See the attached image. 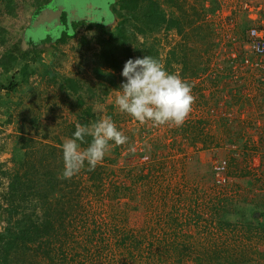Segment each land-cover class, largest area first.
Here are the masks:
<instances>
[{
  "label": "rangeland",
  "instance_id": "374dc122",
  "mask_svg": "<svg viewBox=\"0 0 264 264\" xmlns=\"http://www.w3.org/2000/svg\"><path fill=\"white\" fill-rule=\"evenodd\" d=\"M186 1V18L199 14L202 20L193 30L184 29V36L158 29L143 37L136 31L140 24L131 20L124 27L134 58L146 55L136 53L143 44L166 71L191 86L195 99L181 126L141 124L118 110L120 90L103 95L93 69L103 47L99 40L119 24L117 11L111 14L113 0L85 3L92 18L76 17L74 38L42 47L39 61L29 62L35 74L9 95L0 91V232L8 225L4 194L9 174L45 156L49 162L44 166L74 192L63 204L72 215L65 221L66 232L74 237L54 225V264H264V56H253L247 47L248 30L264 24V0ZM13 2L14 16L7 11L9 3L0 2V38L5 40L0 59L7 51L16 55L14 47L29 49L22 40L30 24V0ZM161 5L168 15V6ZM94 23H103L104 31ZM58 29V38L73 33L70 24ZM184 45L188 70L182 75L179 64L166 62ZM244 55L260 66H241ZM8 76L0 68V81ZM67 80L77 84L76 94L67 89ZM104 117L112 118L127 143L113 145L94 170L85 166L64 178L57 157L71 128ZM27 140L35 142L34 150L38 142L46 147L30 157ZM220 162H226L223 184L216 183L213 170ZM62 194L56 192L51 200ZM66 240L72 250L60 246ZM30 248L27 256L34 263L50 264Z\"/></svg>",
  "mask_w": 264,
  "mask_h": 264
},
{
  "label": "trees",
  "instance_id": "16d2710c",
  "mask_svg": "<svg viewBox=\"0 0 264 264\" xmlns=\"http://www.w3.org/2000/svg\"><path fill=\"white\" fill-rule=\"evenodd\" d=\"M161 1L169 8L168 15L162 8ZM113 2L114 7L111 10V14L115 16L117 11L116 16L119 15V24L115 27L114 32L111 31L109 33L106 39L99 40L103 47L97 54V65L93 69L94 76L101 82V86L105 88L103 95H107L110 91L120 90L119 87L124 80L121 76L123 65L129 58L134 59V53L129 47L128 37L124 33V27L127 22L130 20L132 24L134 21L138 22L141 27L137 28L136 31L137 34L143 37L158 29H164L167 32L176 31L177 34L184 36V33H186L184 29L190 28V30H193L194 24L202 20L199 14L196 19L188 20L186 18L188 15V9L185 8L186 0H113ZM170 7L173 8L171 9ZM7 8V11L11 14V2ZM40 9L42 8L36 11L38 12ZM75 25L76 23L73 24L72 34L63 33L53 45L64 44L67 39L74 38V31L77 27ZM94 26L104 31L103 23H94ZM0 44H5L3 38H0ZM41 44H44V46H40ZM26 45L29 48L28 51L22 52L21 47L19 50L14 47V52L17 53V56L11 51H7L0 59L1 70L10 75L4 81H0V91L7 95L13 93L20 85H23L30 75L35 74L34 70L30 68L29 62L39 61L40 54L43 52L42 47H52L49 38L37 44L28 39L26 40ZM184 46L180 54L173 50L166 62L168 66H171L174 62L179 64L182 75L188 70V53L186 52V45ZM141 47L143 48V44ZM142 48L138 49L137 47L136 53L140 55L142 52L150 56L152 49ZM18 59H23V63L19 64ZM18 65L19 68H16ZM103 68L108 69V71L103 70ZM116 74L119 75L117 76ZM67 89L75 94L79 91L77 84L72 80H67ZM82 104L83 101H79V105ZM84 114L91 116L89 108H85ZM83 125H88V122L85 120ZM74 131L75 127H72L69 137H72ZM91 139L90 136L86 137V142L81 147L87 148ZM26 143L24 144V149L30 150V157L31 153L40 151L41 147H46L42 142H38L39 148L34 150L35 142L33 140H27ZM59 151L60 155L58 154L57 159L63 163L62 150ZM40 160L41 162H38L37 165L28 161L26 163L29 165L27 166L28 169L20 167L8 176L9 184L4 194L6 203L4 211L8 214V225L0 232V264H36L32 257L29 258L27 256V250L30 251V247H33L32 250L38 251L48 258L50 264H54V255L52 257L50 251L52 249L51 238L54 237L56 232L55 224L61 227L66 236L68 234L70 237H74L72 232H66L65 221L70 222L72 215L70 212H66L63 207V204L71 202L74 192L70 190L71 188L67 189V186L62 187L67 181L59 179L50 166H44V161L49 162L48 157L42 156ZM56 192L63 194L61 197L51 200V196ZM26 208L31 210L30 214L23 211ZM37 211L41 212V214H37ZM18 213H20V217L15 219L12 224V219L18 216ZM43 242L44 246L42 245ZM74 243L73 241L72 245ZM60 246H63L66 250H72L68 240L61 242Z\"/></svg>",
  "mask_w": 264,
  "mask_h": 264
},
{
  "label": "clouds",
  "instance_id": "9594fccd",
  "mask_svg": "<svg viewBox=\"0 0 264 264\" xmlns=\"http://www.w3.org/2000/svg\"><path fill=\"white\" fill-rule=\"evenodd\" d=\"M121 76L124 80L115 98L120 112L141 124L181 126L184 123L195 99L191 86L178 75L166 71L159 60L148 55L129 58L123 65ZM89 136L91 142L82 150L81 145ZM127 141L128 137L111 117H104L91 126L77 122L72 137L62 144L63 177L71 178L85 166L94 170L113 145H123Z\"/></svg>",
  "mask_w": 264,
  "mask_h": 264
},
{
  "label": "water",
  "instance_id": "95a60500",
  "mask_svg": "<svg viewBox=\"0 0 264 264\" xmlns=\"http://www.w3.org/2000/svg\"><path fill=\"white\" fill-rule=\"evenodd\" d=\"M84 6L85 3L83 0H75L73 4L70 3V0H52L31 19L28 31L22 40V47L27 46L26 40L30 38L33 42H36L40 36L45 35H50L56 39L57 35H55V30L61 26V15L65 13L67 25H69L77 10H82ZM80 20L82 19L80 18Z\"/></svg>",
  "mask_w": 264,
  "mask_h": 264
},
{
  "label": "built area",
  "instance_id": "2783aa9c",
  "mask_svg": "<svg viewBox=\"0 0 264 264\" xmlns=\"http://www.w3.org/2000/svg\"><path fill=\"white\" fill-rule=\"evenodd\" d=\"M244 7H247L245 5ZM248 37H249V45H247L249 49V53L252 54L255 57H258L259 59L264 56V24L259 27H252L248 30ZM235 53H233L234 55ZM236 56V55H234ZM250 55H244L240 64L243 67H252L260 66V63L251 62ZM214 173H215V181L217 184H223L226 182V162H220L216 163L213 167Z\"/></svg>",
  "mask_w": 264,
  "mask_h": 264
},
{
  "label": "flooded vegetation",
  "instance_id": "af4514ba",
  "mask_svg": "<svg viewBox=\"0 0 264 264\" xmlns=\"http://www.w3.org/2000/svg\"><path fill=\"white\" fill-rule=\"evenodd\" d=\"M90 0H85V3H87V2H89ZM86 5V4H85ZM83 6V5H82ZM83 9V8H82ZM91 12V11H90ZM38 12L35 10L34 11V15H32L31 16V19L37 14ZM85 14H87L88 16H85ZM91 14V13H90ZM89 14V12L88 13H85V7H84V9L81 11V10H77V12L74 14V16L72 17V21H71V23H70V25H72L73 26V24H75V23H77V21H79V20H77L76 19V17L77 16H80V17H84V18H81L82 20H84V19H86V18H92V15H90ZM63 19L66 21V18H65V13H63L62 15H61V17H60V23H61V26H60V28H62V27H64V26H66L67 27V21H66V24H63ZM81 20V21H82ZM104 21V20H103ZM63 24V25H62ZM30 25V24H29ZM28 28H29V26L25 29V32L23 33V37H24V35L26 34V32L28 31ZM60 30L57 28L56 30H55V35H57V33L59 32ZM49 38V40H50V42L52 41V43L53 42H55L57 39H58V35H57V37H56V39H51L52 37L50 36V35H45V36H40L39 37V39L37 40V42L39 43V42H41L42 40H46V39H48ZM30 40H32L31 38H30ZM37 42L35 43V44H37ZM47 47V46H46Z\"/></svg>",
  "mask_w": 264,
  "mask_h": 264
},
{
  "label": "crops",
  "instance_id": "0c3cea01",
  "mask_svg": "<svg viewBox=\"0 0 264 264\" xmlns=\"http://www.w3.org/2000/svg\"><path fill=\"white\" fill-rule=\"evenodd\" d=\"M13 1H16V0H0V2H5L6 4L11 2V5H13V3H14ZM19 1H21V0H19ZM51 1L52 0H30V5H29V7H27L28 11H29L28 12L29 22H31V16L34 15L35 10L47 6V4L50 3ZM25 5H27V4H25ZM13 11L15 13L14 9H12V12ZM11 14H13V13H11ZM12 16H14V14ZM0 27H1V24H0Z\"/></svg>",
  "mask_w": 264,
  "mask_h": 264
}]
</instances>
